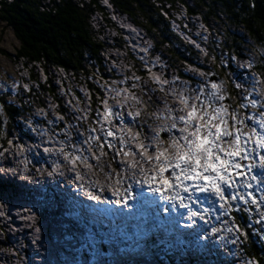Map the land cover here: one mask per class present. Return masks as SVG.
<instances>
[{"label": "bare ground", "instance_id": "1", "mask_svg": "<svg viewBox=\"0 0 264 264\" xmlns=\"http://www.w3.org/2000/svg\"><path fill=\"white\" fill-rule=\"evenodd\" d=\"M31 64L33 66L35 65L40 67L38 63L31 62ZM13 67L17 73H25L28 71V68L25 70V68L28 67V61L24 59H16V61L13 60ZM73 73L71 74L74 75ZM54 74H63V68L56 67L54 69ZM169 74L172 75L173 72L169 70ZM68 80H71V78L68 77ZM173 84L177 83L170 80V89H172ZM189 86L193 85L187 83L186 85L183 83L180 84L178 88L179 92L185 93V89H187V93L185 94L189 95ZM105 91L108 92V89H105ZM103 97L107 103L111 102L113 105V113L110 112V114L106 115L104 119L107 120L110 116H112L113 120H108L107 122L98 121L95 125L98 138L95 139L92 137L93 134L90 133V131H87L84 134V137L89 138L87 148L82 146L81 149H78L76 145L73 147L69 146L68 140L67 143H65L68 145L66 150L74 154L75 158L71 159L69 155L64 156L63 154L65 153L60 151L51 153L49 157L51 163L50 165L46 164L45 166V169L52 166L57 167L54 169V173H59L57 176L58 178L60 177V174H63V177L71 179L73 182L72 184L77 186L80 190H86L89 195L97 197L96 200L101 203L103 201L102 198L105 196L114 200L115 197L113 196V191H115L118 187L128 189V186L131 185L133 186V190L129 189V191L133 192L137 185L135 183L136 181H140L139 185L141 190L142 188H148L144 183V179L146 176L151 175L154 171V154L157 150V148L149 146V137L154 136L150 130V121L153 124H157V126L161 128H164L165 126L171 127L173 118H175L177 124H179V117H177V114L172 112L170 108L157 112L153 118L147 119L146 117V124H141L140 120L143 119L144 114L146 113L139 101L124 96L125 99H123L120 105H118L114 102V99L116 98L114 94H109L108 96L104 95ZM257 99L261 98L258 97ZM67 104L71 109V112L68 113V119L70 120V118H73L65 131L71 130L74 132L76 131L77 126H82L84 122L89 120L86 119V107L88 108V106L85 107L83 104L76 103L71 98H69ZM98 106L99 104L97 107ZM149 108H154L155 110V104H149ZM53 110L50 109V107L49 109L47 108L45 111L46 116H51ZM135 110H138L139 115H134ZM127 111H129L130 114H128ZM89 114L91 117L93 116L92 112ZM121 114L122 116H120ZM53 121L55 122L56 120ZM62 121L66 122L65 119ZM122 124L130 127L132 131L137 130L138 133L135 135L133 132L124 129ZM53 125L54 124H47L48 132L52 131ZM117 125L118 128H114V126ZM40 130L41 131L38 132L39 138L41 140L48 141V143H52V141L55 143L62 140L65 134L63 132L54 138L52 135L43 134V130ZM107 131H111V133L114 134L112 138L105 136ZM172 134L177 135L178 133L173 132ZM84 137L75 136V139L78 142L77 144H81L80 141L82 138L85 140ZM100 143L101 146H98ZM145 147L147 148V151H145ZM35 148L40 150L37 146H35ZM125 150H129L132 155L129 156L127 152H124ZM98 151H105V154L99 153ZM31 152L32 149L25 147L18 159ZM125 153H127V155H125ZM150 153L153 155L152 162L149 161ZM117 155H119L121 164L118 163L116 157ZM85 160L89 162V166L85 165ZM105 160H113L112 167L109 168ZM70 163H72V166ZM73 167L75 169H72ZM35 168L38 169L36 170ZM45 169L39 166L35 161L34 165L28 169L29 177H32L31 182L26 185H17L15 194L21 193L25 194L24 196L38 194L40 201L44 204V208L38 209L35 217H31L29 222L25 221L20 226L31 225L35 223V221L37 224H40L45 220L44 215L47 216V218L54 217L55 220H58L57 224L65 229L66 236L70 242L68 245L70 249L77 250L79 246H82L88 250L90 255H93V259L94 257H97L96 254L100 256V259H95L93 264H155L153 263L154 260L148 261L147 259H141V257L145 255L148 257L153 248H161L163 251L171 253L175 259L178 260L179 264L180 262H187L188 259L192 257V254H189L186 250V247L189 244V238L186 235H183L182 231L177 228L180 225L183 226L184 224L182 223L179 226H176L171 222L169 225L167 224V227L162 225L165 221L163 220V215L160 213L163 208L159 203L158 195L152 193L153 198H151L149 195H146L145 191H142L143 193L141 195L138 193V197L135 200H131V198H129L127 203H121L122 206H117L116 204L104 206L105 203H102L103 205L100 203L92 205L89 201H82L73 198L70 194H68V191L59 192L58 190L56 191L52 189L50 194L47 195L43 191V186L41 189L34 187V181H39V183H41V180L45 178L46 175H39L41 172L45 174ZM117 180H121L124 183L118 185ZM138 192H140V190ZM185 197L186 195H183V198ZM123 198L128 197L125 196ZM123 198L121 202L123 201ZM178 201L179 199L177 198V200H173L171 203L175 204ZM136 202L137 204H135ZM7 206L8 200L3 198L0 202V211L6 212ZM41 211H43V213H41ZM144 220H148L149 223L153 222V225H149V227L140 225L141 221ZM0 230L8 235L11 234V232L8 231L9 228L7 224H2V226H0ZM140 230L141 233H146L148 238L154 237L163 243L160 245V243L157 242L156 247H153L151 244L152 249L149 248L148 252L145 251L143 249L144 246L138 247L141 242L138 236V232ZM185 232H187V230H185ZM124 235H127L128 239L131 240L130 244L133 247L131 251H128L125 255L118 254V252L121 249L130 246L128 244L129 240H127V242L126 240L125 242H122L117 249H114V244L112 243L114 240L122 239ZM178 235H183V237L180 238ZM55 236L58 237L56 232ZM230 236H233V234ZM2 239L3 245L0 247V264H17L18 257L10 255V253L6 252L4 248L5 240H8L7 244H10L11 239L3 238V235ZM179 240L182 241L181 244L177 243ZM222 242L223 244H228L227 239H222ZM216 246L219 247V245ZM1 248H3V250H1ZM228 248L232 249L235 248V246L233 245L232 247V245H228ZM214 253L215 256H211L210 259L217 258L215 260H217L218 263H223V259L221 257L222 252L214 251ZM203 257L209 258L208 256ZM52 260L56 264H67V257L61 255L53 257Z\"/></svg>", "mask_w": 264, "mask_h": 264}, {"label": "trees", "instance_id": "2", "mask_svg": "<svg viewBox=\"0 0 264 264\" xmlns=\"http://www.w3.org/2000/svg\"><path fill=\"white\" fill-rule=\"evenodd\" d=\"M108 1L111 7L130 22L142 27L157 50L165 49L166 43V61L169 66L176 68L183 63L191 64V60L185 57V52L178 51L177 48L182 46L169 31L168 22L159 11L167 3L173 5L181 2L190 13L197 14L212 30L213 40L207 49L208 58H198L203 65L196 61L193 64L209 73L213 71L215 80L225 81V70L220 64L222 56L239 59L244 57L248 61L254 60L253 68L264 79V0ZM100 12L102 7L99 0H0V22L12 31L19 43L16 56L40 65L47 77V84L40 85V89L52 95L59 104L58 91L51 84V68L61 67L66 72H74V75L88 74L89 65L101 68L100 52L104 45L108 47L109 39L111 38L114 45L118 44L111 35L107 36L106 43L96 38L90 19ZM184 51L192 59L199 56V52L191 46L185 45ZM229 68L232 69L230 66ZM31 73L36 75L35 71ZM48 78H51V82ZM228 91L235 100V91L231 85L228 86ZM41 103L36 100L35 104ZM59 108L63 110L60 106ZM25 109V105L19 108L9 104L7 95L0 92V143L6 141L5 134L10 135L15 118L18 115L22 117L27 112ZM245 219L241 215H235V220L242 227ZM244 251L247 256L256 259L257 264H264V248L258 241L254 242L249 233Z\"/></svg>", "mask_w": 264, "mask_h": 264}, {"label": "snow or ice", "instance_id": "3", "mask_svg": "<svg viewBox=\"0 0 264 264\" xmlns=\"http://www.w3.org/2000/svg\"><path fill=\"white\" fill-rule=\"evenodd\" d=\"M207 87L205 83L204 86L192 90L191 95L180 96L179 103L183 108L175 110L181 113L179 126L173 118L171 127L163 129L168 133L169 142L167 147L157 148L154 154V171L145 177L144 183L151 193L158 195L162 200H176L180 192L188 193L191 198L192 192H189L191 188L197 193L214 195L222 202L223 208L227 201L222 186L232 188L243 171L240 161L246 160L249 153L264 150V116L258 120L252 116L246 117L257 124L258 129L251 128L250 133L245 136L242 132L244 120H241L235 111L229 113L222 103H218L225 99L219 85L212 83L211 92L207 91ZM240 87V84H236L237 89ZM243 99L247 100L248 96H244ZM252 103L255 105L257 102L253 100ZM241 107L245 106L242 104ZM105 111L110 112L109 109ZM173 130L180 135H173ZM107 135L112 133L107 132ZM152 159L153 155L150 153L149 161L152 162ZM261 165L264 166V156L261 157ZM123 183L117 180L118 185ZM135 183L139 185L140 181ZM242 186L249 187L246 183ZM131 195L129 189L118 187L113 191L114 200L102 202L122 206V198L125 196L131 198ZM92 199L96 200L97 197L92 196ZM179 202L180 207H187L182 197L179 198ZM252 202L256 203L255 200ZM194 217L202 219L197 212L189 209L188 218Z\"/></svg>", "mask_w": 264, "mask_h": 264}, {"label": "rangeland", "instance_id": "4", "mask_svg": "<svg viewBox=\"0 0 264 264\" xmlns=\"http://www.w3.org/2000/svg\"><path fill=\"white\" fill-rule=\"evenodd\" d=\"M212 24H213V22H211ZM175 34H176V36L178 37V38H180V35L179 34H177L176 32H174ZM210 36V35H209ZM200 40L202 41V43H206V42H208L209 40H210V38L208 37V35H206V32L204 33V34H202L201 36H200ZM216 40H217V38H216ZM141 43H143V44H145V45H147V47H142L141 45H139V44H141ZM192 44H194V45H198L197 43H192ZM137 46H138V48L140 49V50H142L143 52H146V51H148L149 49H151L152 47H153V44L152 43H150V42H142V41H140V42H138L137 43ZM18 48H19V43H18V40L14 37V35H13V33H12V31L9 29V28H7L6 26H5V24H3V23H1L0 22V92L1 93H4V94H6V95H8L7 96V100H8V102L11 104V103H14V102H16V100H18L19 98H21L22 97V95L20 94V95H15V92H16V87H17V80H16V78H15V76H14V71H13V69H14V67H12L13 66V58L16 56V51L18 50ZM167 48V45L165 46V49ZM194 48L196 49V46H194ZM169 49V48H168ZM202 51L204 52V53H206V50H203L202 49ZM167 54V53H166ZM166 54H164V56H166L167 57V55ZM203 55V53L201 54V56ZM143 58H145L144 59V64L146 65V67L148 68V70H151L152 68H157V67H159V65H163V61L162 60H159L158 58L156 59V62H155V64H152L151 62L152 61H154V60H152V59H150L147 55H145V57H143ZM126 59V58H125ZM233 59V58H232ZM123 59H121V61H122ZM212 61V60H211ZM25 63V62H24ZM222 63H223V65H226V62H225V60H222ZM26 65H27V63H26ZM182 65V64H181ZM28 68V69H27ZM56 68V66H53V68L52 69H55ZM28 70V71H26L25 73H22V75H26V77H28L29 78V81H30V83L29 84H27V86H34L35 88H37V85H35V83H36V79H35V77L37 78V76H38V80H40V81H38L40 84H42V81H43V77H42V71H41V69H40V67L38 68L39 70H40V74H39V72L37 71V76L34 74H32L30 71H35V69L33 68V65L32 64H28V67H26L25 68V70ZM87 69H88V74H79V75H72L71 73H70V75L75 79V83H78V86L77 85H74V84H72L73 83V78H71V80H66L65 82H66V85H64V86H62L61 87V89H59V92H58V94H59V97L61 98L62 97V101H61V104H60V107L62 108V109H64V111H62V114H60V113H57V112H55L53 109H54V104H50V102L52 101V95H49V94H47V93H45V92H43V91H41L40 89H36V94H38V98H36L35 96H30L29 98H27L26 100H24V102L27 104V105H29L28 107H30V111L28 112V116L30 117V119L33 121V122H35L34 124H36L37 123V120H41L42 118H46V121H47V124H54L53 125V127H52V131L51 132H48L47 131V126H44L43 127V129H44V134H46V135H52L54 138L57 136V135H59V134H61V133H65V135L63 136V139L62 140H60V141H58V143H60V144H62L63 146L61 147V148H64V155L66 156H68V155H73L72 156V159H74L75 158V156H74V154H72V153H70V152H68L67 150H66V148H67V146L69 145V146H75V143H78L77 141H75V136L77 137H82L83 136V134H85L87 131L89 132L90 131V133H93L94 131H95V128H94V126H93V124L94 123H98V121H95V119L94 118H92L93 120H88V121H86V122H84V124L82 125V126H77L76 127V131H74V132H72V134H70L69 133V131L71 132V130H68V131H65V129H67L68 128V126L70 125V123H71V121H72V118H70V120L68 119V113H70L71 112V109L69 108V105L67 106V102L69 101L65 96H62L63 94H61L60 95V93H63V92H65V93H67V95L70 97V98H73V99H76V97H75V95L76 94H74V92H75V90H81V91H83V93L86 95V90H88L89 91V94H87V99L85 100L84 99V96H78V95H76L77 97H79V99H81V100H78L77 99V102L79 101V103L81 104V103H83V104H88V102H90L91 100H92V92H91V90H90V84H89V81H93L94 79H96V75H93L94 74V71H93V66H91V65H89L88 67H87ZM169 69H171V68H169ZM172 70V72H173V74H179V72L180 71H184L183 73H186V72H188V70H190V69H188V68H186V66L185 65H183V67H179V68H177V69H171ZM162 71V70H161ZM15 73H16V75L17 76H20V74L19 73H17L16 71H15ZM93 75V76H91V75ZM132 74H134V76L132 77L131 75H130V77L128 78V79H130V81L128 80L127 81V84H132L133 86H132V88H134L135 90H137V92L135 93L131 88H124V86L122 85V86H120L117 82H111L110 83V81H107V80H103V81H101L100 80V82H101V86H105V87H108L109 85V89L111 90L112 88H114V86H116L117 87V98H115L114 99V101L116 102V104H118V103H121V101L123 100V99H125V97L124 96H127V95H129L128 97L129 98H133L134 100H136V101H139L141 104H142V106H143V108H144V110H145V113L146 114H144V117H143V119H141L140 120V123L141 124H146V120H145V118L147 117V119L148 118H153L154 116H155V114L158 112V109L155 107V110H154V108L153 109H150L149 108V104H157V102H158V100H157V96H155V95H160L161 93H164V94H167V93H169L170 95H174V93L173 92H171V91H173V90H175V91H178V86L177 85H172V89H170V85L165 81V80H161L157 75H155L154 73H152V72H150V73H148V76H142V75H140L139 74V71H136V70H134V71H132ZM167 74H168V72H167ZM166 74V75H167ZM190 75H191V73H189ZM199 74L200 75H202V73L201 72H199ZM87 75H90V77H88ZM190 75H188V77H189V79L188 78H186L185 80L184 79H182V78H179L178 76V79H179V83L180 84H185L186 85V83L187 84H190V85H194V86H199L200 87V85H199V81L197 82V81H195V80H193L191 77H190ZM227 75H228V73H227ZM35 76V77H34ZM31 77V78H30ZM227 77V76H226ZM136 78H138V79H142L143 80V83L142 84H139L138 82H137V80L135 81V79ZM82 79V80H81ZM91 79V80H90ZM81 80V81H80ZM226 81L225 82H230V80H229V78H226L225 79ZM81 82V83H79V82ZM263 81V80H262ZM33 82V83H32ZM72 82V83H71ZM57 84H58V82H57ZM179 84V85H180ZM26 87V84L25 83H22L20 86H19V90H20V92L21 93H24V92H22L21 91V89H23V87ZM146 86V89H144V87ZM224 87H225V84H224ZM262 87L264 88V81H263V83H262ZM192 90L193 89H189V91L190 92H192ZM159 91V92H158ZM172 93V94H171ZM181 93V92H180ZM229 93H230V91H229ZM122 94H123V96H122ZM104 95H106V93L104 92ZM137 97H139V98H137ZM36 99H38V101L39 102H42V103H44V104H46L47 105V107H48V109H49V107H50V109H52L53 110V112H52V114H51V116H46V115H44V114H42L43 112H38V110H37V107H35V103H36ZM97 98H94L93 100H96ZM88 100H90V101H88ZM92 100V101H93ZM141 100V101H140ZM228 104H229V106H230V108H231V111H235L236 113H237V104H236V101L234 100V98H232V97H230V99H229V101H228ZM93 108H97V104L94 102L93 104ZM111 105V104H110ZM85 106V105H84ZM86 110H88L87 109V107H86ZM37 111V112H36ZM137 111V112H136ZM153 111V112H152ZM127 113H129V111H127ZM95 114H97V113H95ZM110 113H108V115H109ZM130 114V113H129ZM152 114V115H151ZM64 117H63V116ZM134 115H139L138 114V110H135V114ZM120 116H122V114L120 115ZM54 119H56V120H63V119H66V122H64L63 124L62 123H60V124H62L61 126H62V128H60V129H56V126L59 124L58 123V121H56V122H54L53 120ZM108 120H113V118H112V116H110L109 117V119H107V120H105V122H107ZM101 121H103V120H101ZM60 126V127H61ZM114 128H118V125L117 126H114ZM126 130H128V131H130V132H133L132 131V129L130 128V127H126ZM12 132H13V130L12 131H10V133L12 134ZM107 132H111V131H107ZM107 132H106V134H105V136L106 137H108V138H112L113 137V133H112V135H107ZM32 134H34V132L32 131L31 132ZM6 135V139H8V141H9V144L10 143H14L15 141H16V138L15 139H13L12 140V138L8 135V134H5ZM4 135V136H5ZM98 136V135H97ZM92 137H94L95 139H97L95 136H92ZM85 138V140H83V138L81 139V141H80V143L83 145V143H84V145H86V144H88V141H89V138H86V137H84ZM69 140V143H68V145H66L65 143H67V141ZM52 143H53V141H52ZM98 146H101V143L100 144H98ZM32 147L34 148V146H33V144H32ZM99 153H104L105 154V151H98ZM124 152H127V153H129V156H131L132 154L130 153V151L129 150H125ZM21 154H19V156H20ZM117 157V160H118V162L120 161L119 160V156H116ZM257 158H259L258 156H257ZM29 160L30 161H32L33 159L31 158V153H29V154H26V155H24V157H22V158H20V159H18V162H20V164H22V163H26V162H29ZM105 162H107V164H108V166H109V168L110 167H112V162H113V160H105ZM122 168V167H121ZM36 170L38 169V168H35ZM114 173H116V172H114ZM40 174H42L43 176H45L42 172L41 173H39V175ZM49 174V172H47L46 173V175H48ZM40 177V176H39ZM43 180V179H42ZM41 180V181H42ZM15 182V181H14ZM129 184V183H128ZM128 184H127V186H128ZM38 185H41L38 181H34V186L37 188V186ZM109 190V189H108ZM126 200V199H125ZM177 200V199H176ZM164 201H166V200H164ZM230 201V200H229ZM122 203H124V198H123V201H122ZM229 203V202H228ZM135 204H137V203H135ZM232 219V218H231ZM9 232H11V230H8ZM62 231V230H61ZM233 234H235L236 232H235V230H232L231 231ZM62 233H63V231H62ZM2 234H4V232H2ZM140 236H144V234H139ZM3 239H2V235H0V245H3V241H2ZM8 243V240H5V245ZM232 243L235 245V247L237 246V244L239 243V241H232ZM188 253L189 254H192V255H195L194 253H192L190 250L188 251ZM12 254H15V252H13ZM64 255V254H63ZM225 258V257H224ZM192 260V258L191 259H189V261H191ZM196 260V259H195ZM150 261V260H149ZM154 263V262H153ZM17 264H20V262L19 261H17Z\"/></svg>", "mask_w": 264, "mask_h": 264}, {"label": "built area", "instance_id": "5", "mask_svg": "<svg viewBox=\"0 0 264 264\" xmlns=\"http://www.w3.org/2000/svg\"><path fill=\"white\" fill-rule=\"evenodd\" d=\"M99 4L102 7V12L92 16L90 19V25L93 29V32L96 35V38L99 41L104 42L107 39V36L111 35L115 40L119 41L122 36L118 30L114 29V26L116 23H119V22L124 23L125 20L128 21L127 17L120 14L117 10L111 7L108 0H99ZM194 21L196 22L200 21L199 16L194 17ZM209 31H212V30L208 28V32ZM109 42L113 43L111 38L109 39ZM16 59L27 60L26 58L21 57V56H15L13 58L14 61H16ZM28 64H31V62L28 61ZM50 73L53 75L54 69L51 68ZM54 75H56V78L59 81V83L61 82L64 83L66 80H68V77L66 79L64 78L65 76L64 69H63V74H54ZM25 77L26 75H22V74L18 76V78L21 80ZM245 176H246L245 174L240 175V177H245ZM261 202L258 201V203H255L254 208L257 210V212L263 213V217H264V209H261L262 207H264V205ZM256 210L251 211L250 209H244V212L248 213L251 217L252 213H254V211Z\"/></svg>", "mask_w": 264, "mask_h": 264}]
</instances>
